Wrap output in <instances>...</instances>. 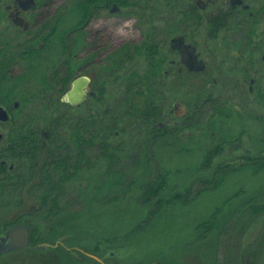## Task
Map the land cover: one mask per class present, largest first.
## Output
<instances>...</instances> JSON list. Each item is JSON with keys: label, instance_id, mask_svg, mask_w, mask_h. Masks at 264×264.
Returning <instances> with one entry per match:
<instances>
[{"label": "flooded vegetation", "instance_id": "obj_1", "mask_svg": "<svg viewBox=\"0 0 264 264\" xmlns=\"http://www.w3.org/2000/svg\"><path fill=\"white\" fill-rule=\"evenodd\" d=\"M0 111V221L13 217L0 237L29 229V246L0 258L69 251L55 228L77 190L55 215L56 171L118 188L110 181L135 162H154L134 155L139 140L172 135L184 146L205 111H264V0H0ZM43 111L54 119L44 123Z\"/></svg>", "mask_w": 264, "mask_h": 264}, {"label": "rangeland", "instance_id": "obj_2", "mask_svg": "<svg viewBox=\"0 0 264 264\" xmlns=\"http://www.w3.org/2000/svg\"><path fill=\"white\" fill-rule=\"evenodd\" d=\"M56 56L57 52L51 53L48 55V59L51 60ZM43 71L44 68L36 69L30 75L29 81L26 80L19 85L18 94L21 95L20 97L31 93L34 87L33 82L43 74ZM30 81L31 84H29ZM23 112L25 116L32 113V111ZM52 112L43 111L42 121L44 123L49 118L54 119ZM236 112L239 113H233L231 117H227L228 111H205L203 116H200L201 121L197 128L192 129L190 142L184 145L186 149H183L182 153L180 152L172 158L171 147L158 151L155 157L159 159L163 151L164 157L160 164L163 172L170 173V188L166 194L171 196L176 192L186 193L184 188L191 185L192 190L189 192L188 203L185 206L179 204V206L170 209L171 205L162 209L163 213L160 218L152 225L157 237L147 233L146 238L142 240V251H145L143 254L138 253L139 251L136 249V245L140 244L141 240L138 239L133 246H127V244L123 246L121 243L124 241L123 238L115 237L114 235L117 233L107 235L108 230L106 231L109 228V231L112 232L119 227L118 232L125 234L149 212L148 206L143 201L141 187L149 181L150 173L144 174L140 171L137 176H134L138 168L133 165L129 171L131 175L126 177L123 189L127 188L130 181L134 182L137 178L134 183L131 182L126 191L122 190L123 182H120L119 189L110 187L107 190H102L97 179H88L85 182L90 186L87 187L85 196L83 195V203L86 208L79 202L77 205H73L77 192L66 197L68 200L65 203L70 202L69 210L61 213L58 217L66 224L62 230H57L55 238L57 240L60 236L69 235V239L66 241V246L70 247L69 251L62 248L63 250L57 249L59 251L54 252L46 250L45 253H35L30 256L12 254L9 257L0 258V264H60L62 262L71 264L79 257L81 260L86 257L85 264H166L165 259L168 260V258L170 264H264V215L255 218L237 241L225 238L218 244L216 235L201 240L202 242L196 239L201 231L197 230L196 232L195 225L203 221L210 210L220 206L228 197L238 191H244L245 194L242 197L232 200L231 204L239 205L249 196L257 193L264 194V172L255 175L249 170H242L243 172L231 173L229 175L231 177L217 191H208L209 193L206 195L198 197V182L203 173L200 172L197 177L194 174V168H196L194 165L197 164L198 167L203 162L205 147L215 145L218 141L221 142L220 139L223 137H229L228 140H233L231 145L234 152L241 155L240 159L237 157L229 160L233 166L245 164L248 152L264 154V111ZM236 138L241 139L235 141ZM152 148L155 149V146ZM238 148L240 149L236 150ZM92 175H95V172ZM116 189H118L119 198L114 202H105ZM123 196L126 198H122ZM60 204L63 205L64 200ZM83 212L84 214H82ZM103 214L107 220L102 219ZM12 218V216L2 218L0 225L2 226V220L6 222ZM192 222L194 223V235ZM86 224L91 227H81ZM67 230H71V232L67 233ZM156 246H162V252H160V248L157 253H153ZM80 249L86 251L87 254H83ZM226 251H228L227 255L224 254ZM57 252L68 255L72 259L64 256L59 258ZM89 254H94L95 257L102 260L99 261ZM148 257L150 258L146 260ZM218 258L221 263L217 260ZM158 259L163 261H158Z\"/></svg>", "mask_w": 264, "mask_h": 264}, {"label": "trees", "instance_id": "obj_3", "mask_svg": "<svg viewBox=\"0 0 264 264\" xmlns=\"http://www.w3.org/2000/svg\"><path fill=\"white\" fill-rule=\"evenodd\" d=\"M52 116L55 117L53 112H52ZM61 118L62 117H60V120ZM228 139L229 137L227 136L223 137L220 139L221 142L218 141L215 145L213 144L205 147L203 162H201L198 167L197 164L194 165L196 167L194 168V174L197 175V177L200 172L203 173V175L200 177L198 182L199 184L198 197L206 195L207 193H209L208 191H217L222 185H224V182H226V180L229 179V177H231L229 176L231 173L239 172L242 170L243 171L249 170L253 174L257 175L264 172V154H256V153L251 154L250 152H248V154L245 157L247 161L245 164H242L240 166L231 165L229 160L234 158L236 159L237 157L240 159L241 155L234 152L233 146L231 145L233 140H228ZM240 139L241 138H236L235 141H238ZM178 142L180 144L182 143V140L171 135L164 143H161L160 141L153 142L148 140L147 143L150 144L149 147H143L142 140H139L137 144L135 143L134 155L140 157L152 156L154 158V162L152 161L135 162L133 164L138 168L134 176H137V174L140 171H142L144 174L148 172L150 173L149 175L151 177L149 181H147L141 187L144 197L143 201L144 204L148 206L149 212L147 213V215L145 214L144 217L139 222H137L133 226V228L129 229L125 234L118 232L119 227L112 232L109 231V228H107L106 231L108 230L107 235H112L117 233L116 235H114L115 237H117L118 239L123 238L124 241L121 242L123 246H125V244H127V246H133L134 243L138 241V239L141 240L139 241L140 244L136 245V249L139 251L138 253L143 254V252H145L142 251L141 246H142V240L146 238L147 233H151L153 237H157L156 233L153 230L152 225L157 219L160 218L161 214L163 213L162 209L167 208L168 206L171 205L172 206L170 207V209H172L177 205L179 206V204L185 206L188 203V198L190 195L189 192H191L192 190V185L184 188L185 191H187L186 193L176 192L171 196H168L166 192L170 188V183H169L170 173L163 172L162 167L160 166V164H162L161 159L164 157L162 153L163 151L160 154V159L155 157L158 154V151H160V149H164L166 147L172 148V151L170 152L172 158L178 155L180 152L182 153L183 149L186 148H184L182 144L180 145L177 144ZM153 146H155V149L152 148ZM239 149L240 148L236 150ZM55 173L57 174V176L54 177V179L50 180V182L53 184L48 185V188L52 189V194L55 197L54 202H55L56 212L54 213L52 211V213L56 215L61 212V210L57 211L58 203L60 202L62 203V200L59 202L58 199L59 197L60 198L64 197V193L66 192L67 189L71 190V192L77 190V193L81 194L82 196L83 193L86 192L87 187H89L90 184H88L87 187L84 188L82 183L79 185L78 181H75V179H67L62 174L59 176L58 171H56ZM125 180H127V178L126 177L122 178L120 175L118 179L112 180L110 182H112L114 186H118V188L120 182H123L122 190L126 191L132 181H130V184L127 186V188L125 187L123 189ZM69 182H71L70 186H68ZM243 194H245L244 191H238L237 193L233 194L231 197L225 199L220 206L214 208L215 210L214 209L210 210L208 212L207 217L204 218L203 221L195 225L196 232L197 230L201 231V233L198 236H196V239L197 240L199 239L201 241L211 237L212 235H216L218 244H220L225 238H227L228 240L232 239L237 241L239 237L242 234H244L245 232L244 230L249 227V225L255 220V218L264 215V194L257 193L255 195L249 196L243 202L241 201L242 203L239 205L231 204L232 200L238 197H242ZM117 198L119 197L110 196L108 198V202H112V201L114 202L115 199ZM122 198L125 199L126 196L125 197L123 196ZM82 214H84V212ZM102 219L107 220L104 214ZM193 222H192V226H193L192 230L194 235ZM81 227L87 228L91 226L86 224ZM62 228L63 227H61V229L55 228V230H62ZM66 232L70 233L71 230H67ZM160 248H161L160 252H162V246H156L154 248L153 253L155 252L157 253L160 250ZM228 251H226L224 254L227 255ZM149 258L150 257L146 258V260H148ZM165 260H166V264H170L169 258L168 260L167 259ZM217 260L221 263L219 258ZM158 261L162 262L163 260L158 259Z\"/></svg>", "mask_w": 264, "mask_h": 264}, {"label": "water", "instance_id": "obj_4", "mask_svg": "<svg viewBox=\"0 0 264 264\" xmlns=\"http://www.w3.org/2000/svg\"><path fill=\"white\" fill-rule=\"evenodd\" d=\"M80 80L73 83L72 95H77L80 86ZM0 116H5V111H0ZM188 112V111H183ZM29 246V229L27 226H18L10 230L5 237H0V255L10 252L14 249H21Z\"/></svg>", "mask_w": 264, "mask_h": 264}]
</instances>
